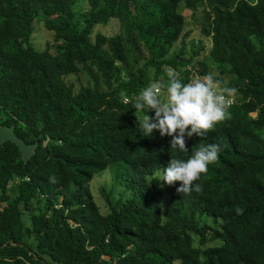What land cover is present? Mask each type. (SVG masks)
Wrapping results in <instances>:
<instances>
[{"label":"trees","instance_id":"obj_1","mask_svg":"<svg viewBox=\"0 0 264 264\" xmlns=\"http://www.w3.org/2000/svg\"><path fill=\"white\" fill-rule=\"evenodd\" d=\"M79 1L0 0V124L38 142L27 161L0 143V264H264V0ZM183 8L208 51L187 47ZM112 18L120 31H94ZM35 20L53 35L43 49ZM207 59L236 89L229 118L188 152L142 136L134 97L168 68L209 73ZM201 143L220 147L202 191L160 181ZM107 167L122 190L101 188L103 211L89 181Z\"/></svg>","mask_w":264,"mask_h":264},{"label":"clouds","instance_id":"obj_2","mask_svg":"<svg viewBox=\"0 0 264 264\" xmlns=\"http://www.w3.org/2000/svg\"><path fill=\"white\" fill-rule=\"evenodd\" d=\"M166 75L167 80L151 81L134 97L133 108L145 113L142 118L136 116L137 131L144 137L158 131L161 137H171V150L188 152L186 138L204 137L217 123L229 118L236 89L222 84L214 72L197 75L187 83L172 68ZM149 111L154 116L147 115ZM219 151L217 144L201 143L186 160L170 158L159 179L169 186L179 182L178 193L200 192L202 186L196 182L217 161ZM236 212L242 214L243 209L237 207Z\"/></svg>","mask_w":264,"mask_h":264},{"label":"rangeland","instance_id":"obj_3","mask_svg":"<svg viewBox=\"0 0 264 264\" xmlns=\"http://www.w3.org/2000/svg\"><path fill=\"white\" fill-rule=\"evenodd\" d=\"M75 9L77 11H81L88 7V1L87 0H80L77 4H75ZM183 11L185 12L186 17V26L183 29V33L187 29H191V31L187 33L186 39H187V47L189 46V41L191 38H202L205 45H206V51L209 50V47L211 45V39L202 36L200 33V18L199 13H196V17L192 15V11H189L188 8H183ZM120 22L117 18H112L109 22L106 24H97L94 28V31L99 30L106 34H112L114 32L120 31ZM31 43L35 48L43 49L46 46L47 41H52V32L45 28L42 20H35L33 32L31 33ZM179 45V40L176 42L175 48ZM208 62V72H214L215 74H218V68L215 66L214 62L211 59H207ZM197 75H202L198 69H193L190 73V79L194 78ZM229 74L223 75V77L227 80ZM252 114H255V111L252 112ZM144 114H140V117L142 118ZM150 138L156 137V131L152 133ZM160 174V171L158 172ZM89 186L92 191L93 197L96 200V202L99 204L101 209L103 211L107 210V203L104 198L103 193L101 192V188H104L105 191H112V194L110 195L112 200H115L117 197V193L122 190V186L114 182V177L112 174V171L109 167H107L105 170H103L100 173H97L93 176V178L89 181ZM178 261V260H175Z\"/></svg>","mask_w":264,"mask_h":264},{"label":"water","instance_id":"obj_4","mask_svg":"<svg viewBox=\"0 0 264 264\" xmlns=\"http://www.w3.org/2000/svg\"><path fill=\"white\" fill-rule=\"evenodd\" d=\"M11 140L18 147L23 161H27L32 154L34 149L37 146L38 142H26L22 137L16 134L14 130V125H2L0 124V143Z\"/></svg>","mask_w":264,"mask_h":264}]
</instances>
